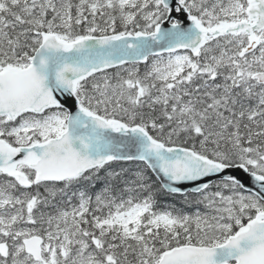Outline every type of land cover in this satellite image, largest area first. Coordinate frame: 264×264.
<instances>
[{
	"label": "snow or ice",
	"instance_id": "1",
	"mask_svg": "<svg viewBox=\"0 0 264 264\" xmlns=\"http://www.w3.org/2000/svg\"><path fill=\"white\" fill-rule=\"evenodd\" d=\"M0 264H264V0H0Z\"/></svg>",
	"mask_w": 264,
	"mask_h": 264
}]
</instances>
